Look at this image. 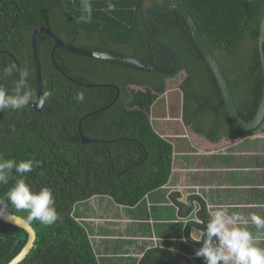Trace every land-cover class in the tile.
Masks as SVG:
<instances>
[{"label": "trees", "instance_id": "16d2710c", "mask_svg": "<svg viewBox=\"0 0 264 264\" xmlns=\"http://www.w3.org/2000/svg\"><path fill=\"white\" fill-rule=\"evenodd\" d=\"M147 1L111 0L115 11L108 12V0H91V22L84 23L79 19L83 15L81 0H0V51L10 52L21 70L29 71L28 86L36 92L32 36L39 26L84 49L124 53L169 67L170 59L142 35L139 20L147 8L175 4L192 16L218 60L239 114L244 121H251L264 89L259 53L264 0H151L148 7ZM147 27L179 57L181 69L176 75L90 59L62 48L55 51L59 66L75 81L111 84L120 91L113 106L83 121V133L93 140L88 144L81 141L80 121L112 103L117 90L89 88L68 79L53 64L54 41L45 32L38 34L42 91H51L53 95L43 109L28 106L0 111V154L6 160L33 161L30 172L21 176L13 169V178L0 184V199H5L6 211L28 220L37 234L34 248L20 264H99L87 229L78 219V204L104 196L121 206L138 207L149 194L173 181L175 146L156 132L151 117L163 94L173 90L182 93V121L188 135L185 137L194 148L216 152L236 141L264 134V120L252 131L232 121L218 82L180 15L153 14L147 18ZM11 64L16 63L8 54L1 53L0 70ZM178 79L180 83L174 86ZM16 80L18 71L0 80L2 88L12 94ZM78 92L85 94L83 102L75 99ZM20 178L34 192L45 187L52 191L60 216L56 223L48 226L29 220L26 210H16L6 201L5 193ZM179 195L170 196L179 217L191 218V209L178 203ZM189 199L200 202L198 215L204 224L186 226V253L152 247L140 264H205L203 257H190L196 252L193 247L199 249L203 243L192 241L190 234L193 229L206 227L210 218L208 205L196 194L189 195ZM27 240L25 230L0 221V264L9 263Z\"/></svg>", "mask_w": 264, "mask_h": 264}, {"label": "crops", "instance_id": "0c3cea01", "mask_svg": "<svg viewBox=\"0 0 264 264\" xmlns=\"http://www.w3.org/2000/svg\"><path fill=\"white\" fill-rule=\"evenodd\" d=\"M262 146L264 137L257 135L222 147L221 152L200 153L205 154L203 164L183 163L173 168V181L149 194L138 207L121 206L104 196L78 204V219H82L87 229L99 264H140L146 251L157 246L186 253L184 246L189 244L181 238H186L187 225L177 222L181 217L171 200L173 193L199 195L206 201L209 212L217 205L227 204L233 206L230 213H240L246 218L254 213L264 218ZM220 156L225 159L219 161ZM246 227L253 236L258 234L251 222ZM259 233L264 235V230ZM256 246L264 248V239L257 241ZM192 256L196 257L195 252Z\"/></svg>", "mask_w": 264, "mask_h": 264}, {"label": "clouds", "instance_id": "9594fccd", "mask_svg": "<svg viewBox=\"0 0 264 264\" xmlns=\"http://www.w3.org/2000/svg\"><path fill=\"white\" fill-rule=\"evenodd\" d=\"M81 10L83 15L80 21L90 23L92 17L91 0H81ZM108 12L115 11V5L108 0L105 9ZM18 71L16 64L5 66L0 70V80L4 77H10ZM30 73L27 69L19 70V79L14 81L12 94L0 87V111L4 110H22L25 107L32 106L37 109H43L44 105L53 95L51 91H43L38 95L36 90L28 86ZM85 94L78 92L75 99L83 102ZM33 168V161L26 160L16 162L12 159H4L0 154V184H7L12 179V170L23 176ZM6 201L16 210H26L29 220H37L43 225H53L60 216L57 213L54 204L55 199L52 191L45 187L39 192H34L25 179H16L15 186L5 193ZM178 203L191 209V220L181 217L177 222L188 225L189 223L204 224L198 215L201 211V204L196 199H189L188 194L181 191L177 198ZM233 207L227 204H220L214 211L209 212V220L206 227L202 230H194L190 234V239L195 242L203 241L202 246L196 250L197 257H203L205 264H264V248L256 246V242L264 239V235L259 230H264V218L256 214H250L246 218L240 213L229 212ZM7 209L5 199H0V217H3ZM251 222L258 230V234H253L247 229ZM187 242V238H181Z\"/></svg>", "mask_w": 264, "mask_h": 264}, {"label": "water", "instance_id": "95a60500", "mask_svg": "<svg viewBox=\"0 0 264 264\" xmlns=\"http://www.w3.org/2000/svg\"><path fill=\"white\" fill-rule=\"evenodd\" d=\"M176 13L180 15L188 24L190 31L195 39V42L198 45V48L200 49L201 53L203 54L204 58L208 62L217 82L218 85L221 89L223 99L225 101L228 113L232 119V121L240 128L252 131L257 129L261 123L264 120V89H263V95L262 99L257 111V114L255 117L249 121L246 122L242 119L241 115L238 112L233 94L231 92L230 86L228 84V81L218 63V60L216 59L215 54L210 50L208 45L206 44L203 36L201 35L200 31L197 28V25L195 21L193 20L192 16L183 8L175 5V4H159L156 6H152L150 8H147L143 14L140 17L139 20V28L144 36V38L150 42L152 45H154L156 48H158L160 51H162L171 61V66H162L158 64H154L145 60H142L140 58L124 54V53H111V52H99V51H93L89 49H84L78 46H75L73 44H70L64 40H62L60 37H58L54 32H52L50 29H48L45 26H39L37 27L32 36V48H33V54H34V59H35V64H36V82H37V94L41 95L42 94V72H41V64H40V59H39V54H38V47H37V38L38 34L40 32H45L55 43V46L52 50V61L55 67L68 79L72 80L73 82L89 87V88H94V87H113L117 90V94L115 99L113 100L112 103H110L108 106L99 109L95 112H92L88 114L87 116L83 117L82 120L79 123V133L81 137V141L83 144H88L91 143L93 140H91L89 137H87L83 133L82 129V123L83 121L96 114L99 113L103 110H106L113 106V104L117 101V99L120 96V91L118 87L111 85V84H84L80 83L78 81H75L72 79L66 72L63 71V69L59 66L55 59V51L58 48H62L64 50H68L70 52L76 53L78 55L84 56L86 58L90 59H96V60H103V61H116V62H122V63H127L131 64L137 67H140L142 69L157 73V74H162L166 76H174L176 75L180 69H181V62L177 54L174 52L173 49H171L166 43L162 42L159 40L157 37H155L148 29L147 27V18L153 14L157 13ZM1 53L8 54L17 64L18 67V79H19V70H21V67L19 65L18 60L10 53L7 51H0ZM259 53H260V58H261V64L263 68V74H264V17L261 23L260 27V33H259ZM0 87H2V83L0 81ZM32 107V106H31ZM34 108V107H33ZM37 109V108H35ZM0 221H3L5 223H8L10 225L19 227L23 230H25L28 234V240L24 247L21 249V251L7 264H20L22 263L27 256L30 254L32 249L35 246V241L37 238L36 231L32 224L23 218L20 215L14 214L12 212L6 211L3 217H0Z\"/></svg>", "mask_w": 264, "mask_h": 264}, {"label": "rangeland", "instance_id": "374dc122", "mask_svg": "<svg viewBox=\"0 0 264 264\" xmlns=\"http://www.w3.org/2000/svg\"><path fill=\"white\" fill-rule=\"evenodd\" d=\"M146 5L147 7L150 6L151 0H148ZM122 50L127 51V48H122ZM217 55L220 56V54L218 53ZM181 79L175 81L173 85L175 86L176 84H179ZM182 116V93L177 90H173L168 92L167 94H163L161 98L157 100L151 112L152 125L156 132L166 137L175 146L174 168L180 167V164L183 163H185L186 165L195 162L203 164L201 160L205 158V154H200L205 151L201 150L197 152L198 150H196L192 146L190 140H188V138L184 136L188 135L186 127L182 121ZM258 135L264 137L263 133ZM263 148L264 147L262 146L260 150H262ZM224 159L225 156L218 157L219 161H222Z\"/></svg>", "mask_w": 264, "mask_h": 264}, {"label": "built area", "instance_id": "2783aa9c", "mask_svg": "<svg viewBox=\"0 0 264 264\" xmlns=\"http://www.w3.org/2000/svg\"><path fill=\"white\" fill-rule=\"evenodd\" d=\"M216 152H221L220 150L216 151Z\"/></svg>", "mask_w": 264, "mask_h": 264}]
</instances>
